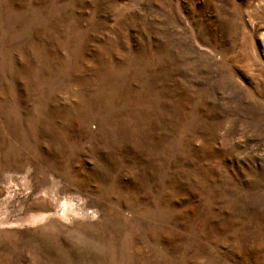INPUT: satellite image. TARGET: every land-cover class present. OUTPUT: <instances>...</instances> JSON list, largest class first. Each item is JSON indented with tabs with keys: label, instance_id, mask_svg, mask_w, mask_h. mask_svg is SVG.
<instances>
[{
	"label": "rangeland",
	"instance_id": "rangeland-1",
	"mask_svg": "<svg viewBox=\"0 0 264 264\" xmlns=\"http://www.w3.org/2000/svg\"><path fill=\"white\" fill-rule=\"evenodd\" d=\"M0 264H264V0H0Z\"/></svg>",
	"mask_w": 264,
	"mask_h": 264
}]
</instances>
